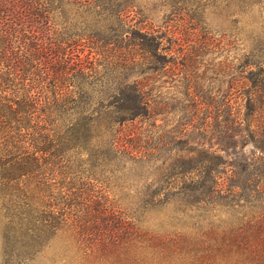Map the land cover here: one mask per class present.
Listing matches in <instances>:
<instances>
[{"label":"trees","instance_id":"obj_1","mask_svg":"<svg viewBox=\"0 0 264 264\" xmlns=\"http://www.w3.org/2000/svg\"><path fill=\"white\" fill-rule=\"evenodd\" d=\"M118 1L123 5L118 16L144 14L133 0ZM203 1L211 6L225 1L212 12L226 21L257 8L264 28V0L171 1L162 26L132 31L141 60H165L159 47L167 35L175 36L176 50L169 49L170 65L163 68L193 78L197 60L213 48L209 34L219 32L208 24ZM53 3L0 0V178L23 179L26 207L43 215L32 220L72 235L79 262L89 264H264V52L246 62L253 76L233 74L231 90L241 91L240 97L190 98L186 107L200 111L181 124L184 129H171L170 137L149 144L152 139L135 132L134 122L147 117L155 103L138 83L107 102L103 114L90 111L91 101L77 93L97 69L87 57L74 60L72 35L57 37ZM197 35L203 37L194 41ZM129 60L121 58L116 68L125 69ZM238 102L242 105L234 108ZM199 114L203 127L209 132L212 127L218 137L216 149L165 158L160 177L143 181L135 222L109 200L101 179L88 178L70 163L84 156L90 141L111 134L109 148L98 153L101 163L133 153L158 161L160 151L188 141ZM152 214L157 225L148 221Z\"/></svg>","mask_w":264,"mask_h":264},{"label":"rangeland","instance_id":"obj_2","mask_svg":"<svg viewBox=\"0 0 264 264\" xmlns=\"http://www.w3.org/2000/svg\"><path fill=\"white\" fill-rule=\"evenodd\" d=\"M133 1V7L144 11L142 16L135 18V14H130L125 17L123 13L118 16V0H100L99 6L95 5L97 0H53L52 22L58 24L55 26L56 30L61 32L57 37L72 35L69 40L74 44V60H85L87 57L97 69L92 77L87 78L84 83L81 82V89L77 92L83 99L91 101L90 111L103 114L107 102L127 92L126 86L138 83L151 96L155 105L149 107L147 117L134 122L135 132L145 138L150 137L152 140L149 144H156L159 136L167 134L170 137L167 132L171 129H184L185 126L181 124L200 111L199 107L192 108V104L186 107L190 98H222L228 93L232 97H240L241 91H237V88L231 90L230 83L235 79L233 74L242 71L248 78L253 76V70L248 68L246 62L264 52V28L261 12L257 8L235 14L226 21L224 15L220 17L212 12H217L215 7L222 9L226 5L225 1H217L215 6H211L212 1H208V5L203 1L200 6L206 9L208 24L219 32L209 34L214 42L213 48L197 60L198 63L191 73L194 77L188 78L172 73L167 67L163 68L164 65H170L172 56L168 54L169 49L172 53L176 50L175 36L167 35L159 47L158 54L164 56L165 60L155 56L149 63H145L140 58L142 53L133 45L139 39L136 41L132 31L137 27L150 28V24L155 27L162 26L163 11L168 3L178 0ZM144 17L149 19L145 20ZM136 21L141 22L136 24ZM41 24L43 25L42 21ZM202 37L203 35H197L193 40H201ZM89 46L94 49L91 50ZM121 58L130 59V63L125 69L119 67L118 70L116 67L123 65L119 61ZM221 71H225V74ZM241 105L238 102L234 108ZM202 117L199 114L194 118L192 128H189L193 131L188 141L182 139V142L177 143V148L171 147L173 151H160L158 161L143 157L141 153L137 156L133 153L127 158L118 157L111 162L101 163L98 153L109 148L111 134L104 139L100 137L90 141L87 144L88 153L85 155L86 150L83 152L84 156L78 155L70 163L79 170H85L88 178L94 175L101 179L103 187L107 191L109 189L113 195H110L109 200L114 198L118 211L135 222L142 206L138 197L145 190L143 181L151 182L152 179L160 177V164L165 158L181 160L197 156L198 151L204 154L205 151L216 149L218 137L212 133V127L211 132L203 127L200 121ZM180 146L183 147L182 150ZM249 150L250 145L245 151ZM22 180L12 181L7 174L0 178V264H89L87 261L79 262L81 252L77 249L76 239L72 235L32 220L43 215L40 210L32 213L26 207L21 195L24 184ZM150 216L152 219L148 221L157 225L156 215Z\"/></svg>","mask_w":264,"mask_h":264}]
</instances>
